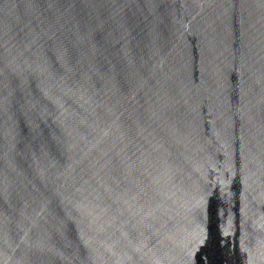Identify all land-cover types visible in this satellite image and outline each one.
Wrapping results in <instances>:
<instances>
[{
    "label": "water",
    "instance_id": "95a60500",
    "mask_svg": "<svg viewBox=\"0 0 264 264\" xmlns=\"http://www.w3.org/2000/svg\"><path fill=\"white\" fill-rule=\"evenodd\" d=\"M0 264H264V0H0Z\"/></svg>",
    "mask_w": 264,
    "mask_h": 264
}]
</instances>
